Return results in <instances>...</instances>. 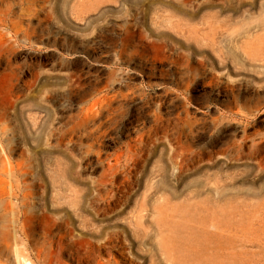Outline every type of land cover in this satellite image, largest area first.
<instances>
[{
  "label": "rangeland",
  "instance_id": "rangeland-1",
  "mask_svg": "<svg viewBox=\"0 0 264 264\" xmlns=\"http://www.w3.org/2000/svg\"><path fill=\"white\" fill-rule=\"evenodd\" d=\"M0 19V244L264 264V0H0ZM8 162L33 168L30 217Z\"/></svg>",
  "mask_w": 264,
  "mask_h": 264
},
{
  "label": "bare ground",
  "instance_id": "bare-ground-1",
  "mask_svg": "<svg viewBox=\"0 0 264 264\" xmlns=\"http://www.w3.org/2000/svg\"><path fill=\"white\" fill-rule=\"evenodd\" d=\"M192 16H194V15H192ZM6 21H7V19H6ZM7 145H9V144H7ZM30 166L29 165H14V164L8 162L6 164L5 171H4V173L7 176L11 177L12 179L17 177L18 175L19 176H23V178H22L23 181L16 186V189H14V185H11V188H10L11 192L9 191L11 196H16L18 199L21 200L19 205H17V207L19 209V215H20L21 218H27V217H30V216L33 215L32 214V210L26 208L28 197L30 195H33V194L32 193H28L27 189L23 190V188L26 186L25 185V179H26L27 174H29L30 172L31 173L33 172V168H31L32 166L31 167ZM110 168L111 169H116V166L114 165V166H111ZM25 235H26V233H25ZM19 238H20V236H19ZM25 240H27V239H25ZM26 243L28 245L27 241H26ZM15 244H14V246H15ZM91 246H92V250L86 251L85 252L86 255L83 258L81 256L76 258L78 264H90L92 262L93 258H92L91 254H94V252L98 248H97V244H95L94 242H92ZM98 246H100L102 248H106L108 245H107V242H105V243H102V244H100ZM35 251H37V250H35ZM63 252H64V245H63L62 239H61L60 242L57 244V250H48V251H46L44 253L43 251L38 249L37 254H36L37 261H38L39 264H61L60 255ZM76 253L77 254H81V252L78 251V250L76 251ZM33 255L31 254V256H33ZM43 255H44V258H43ZM3 256L7 257V259H9V260H11V259L15 260L16 263H18V264H33L32 261L30 260L31 256H30V254H29V252L27 250V246L26 247L25 246H19V244H17V246L13 247L12 244L9 242V234L8 233L4 235V239H3L2 243L0 244V257H3Z\"/></svg>",
  "mask_w": 264,
  "mask_h": 264
}]
</instances>
